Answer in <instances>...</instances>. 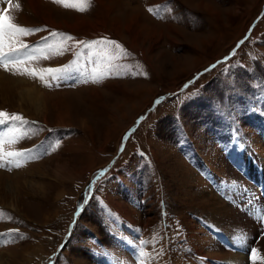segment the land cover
Returning a JSON list of instances; mask_svg holds the SVG:
<instances>
[{"label": "rangeland", "instance_id": "1", "mask_svg": "<svg viewBox=\"0 0 264 264\" xmlns=\"http://www.w3.org/2000/svg\"><path fill=\"white\" fill-rule=\"evenodd\" d=\"M28 1L19 0V10L13 5L9 16L23 24L61 29L46 23L45 12L50 11L62 30L78 35L80 44L98 39L103 57L90 62L97 56L94 49L88 50L91 41L70 51L69 44L55 36V45L42 51L41 62L14 67L10 74L5 70L8 77L35 84L44 77L42 72L57 65L63 69L61 76L68 74L95 85L59 89L53 84L56 74H49L48 87L43 85L45 79L39 85L45 91L47 108L40 113L21 100L16 86H0V111H15L6 118L9 139L5 149L27 159L29 145L40 144L27 166L4 160L8 171L2 159L11 156L0 151V172L4 173L0 174V236L4 237L0 258L8 260L6 264H212L223 260L215 246L220 243L214 242L209 226L216 224L224 230L229 222L222 224L225 220L214 209L221 204H214V195L236 213L231 220L234 231L240 229V221L249 220L250 227L254 223L258 227L256 214L264 208L257 203L250 219L233 206L239 192L229 185L236 172L215 147L221 141L217 134L232 127L259 152L264 168V138L260 135L264 128L254 127L264 122V0H77L70 4H66L69 0H39V14L26 8ZM1 4L0 0V9ZM159 4L166 8L154 17L146 6ZM128 15L139 17L134 20L142 28H125L130 23ZM67 21L79 24L80 29L69 30ZM43 34L39 29L23 33L28 37L16 35V39L32 42ZM111 41L121 51L117 63L112 60L118 52L111 51ZM110 73L117 75L108 80L101 76ZM124 89L135 92L125 97ZM56 101L70 108L72 125L64 126L66 131L55 128L58 112L52 102ZM16 113L31 123L24 117L13 119ZM80 121L85 122L86 131ZM46 144H53L51 151ZM192 157L212 164L224 178L230 199L206 185V173L194 167ZM58 163L68 164L61 179L46 181L51 176L33 170L40 165L39 171L51 170ZM100 171H104L102 179L93 184ZM25 179L45 187L29 193L22 183ZM11 182L14 191L10 192ZM62 190L65 194L60 196ZM259 197L264 199V193ZM4 198L17 211L4 204ZM78 201L84 210L71 229ZM257 230L255 235H245V240L247 248L255 241L259 252L264 235ZM143 235L155 240L149 245L151 238L145 237L149 252L141 243ZM65 237L70 238L63 245ZM190 248L206 253L212 261L191 253ZM245 254L250 259L251 251Z\"/></svg>", "mask_w": 264, "mask_h": 264}, {"label": "bare ground", "instance_id": "2", "mask_svg": "<svg viewBox=\"0 0 264 264\" xmlns=\"http://www.w3.org/2000/svg\"><path fill=\"white\" fill-rule=\"evenodd\" d=\"M39 1V0H29L28 1V6H26V8L29 10H31L32 12H34V13H37V14H39L40 13V9H39V7H38V5L39 4H37V2ZM43 12V11H42ZM45 14L47 15V17L45 18L46 19V23H48V24H51V25H53L54 27L56 26L57 28H63L62 27V25L61 24H58V23H56L54 20H53V18H52V16H51V12L50 11H47V12H45ZM76 18V17H75ZM78 22H81V21H79V19L77 20ZM42 23H44V22H42ZM34 24V23H33ZM65 24H66V27L69 29V30H73V31H75V30H77V29H80V26H78L79 24H74V25H70L69 23H68V21L67 22H65ZM4 60H5V58L4 57H0V63H3L4 62ZM5 62H7V61H5ZM47 75H48V72H46V75H45V78L47 77ZM42 77V76H41ZM41 81H43V79H38L37 81H36V83L35 84H33V83H31L29 80H26V79H24V78H16V77H12V76H7L6 75V71L5 70H3L2 68L0 69V86L2 85H6V84H8L9 83V85H13L14 87L16 86L17 88H18V91L16 92V93H18L19 94V97L21 98V100H23V101H25V102H27L28 104H30V105H32V106H34V108L36 109V111H38V113H40L41 111H43L44 109H47L46 108V102H45V100H44V97L43 96H45V91L41 88V87H39V85H40V82ZM42 83V82H41ZM139 85V84H138ZM1 86V87H2ZM41 86V85H40ZM141 88V87H140ZM135 90H139L137 87L135 88ZM1 91V90H0ZM133 92H135L134 90H131V91H129V90H123L121 93H123V96H125V97H127V94H131V93H133ZM17 94V95H18ZM53 104H52V107H54V109H55V111H57L58 112V117H57V122H56V125L57 126H71L72 124L69 122L70 120H69V116H70V108L69 107H67L62 101H59V102H52ZM48 107V106H47ZM31 117H33V116H31ZM33 118H35V117H33ZM68 118V119H67ZM44 121L47 123V124H49L48 123V119H47V117H45L44 116ZM67 119V120H66ZM81 122V124H82V127H83V129H84V125H85V122L84 121H80ZM89 129V128H88ZM85 130V129H84ZM86 131V130H85ZM88 133V132H87ZM72 140V139H71ZM80 144V143H79ZM78 146V145H77ZM80 146V145H79ZM82 146H84L82 149H85V148H87V144L86 145H82ZM74 147L75 146H73V147H71V149H74ZM89 148V147H88ZM76 149V148H75ZM81 149V148H80ZM79 150V149H78ZM72 151V150H71ZM85 151V150H84ZM90 151V149L89 150H86L85 151V154H87L88 152ZM90 153V152H89ZM53 158V157H52ZM51 159V158H50ZM50 159H46V160H44V162H46V161H48V160H50ZM264 162V161H263ZM35 165H37V164H35ZM35 165H33V166H35ZM68 164H65V163H58L56 166H55V168H53V169H51V170H47V171H39V167L41 166H39V167H36V168H34L33 170H36L39 174H41V175H44V176H51V177H48L47 179H46V181L47 180H50L49 178H59V179H61L62 177H61V175H62V173L64 172V170H65V168H66V166H67ZM32 166V167H33ZM14 169V168H13ZM69 172V171H68ZM17 173V172H16ZM0 174L1 175H3L4 173L3 172H0ZM14 176H15V174H14ZM27 176H28V174H27ZM18 180V179H17ZM30 180V181H29ZM17 183H19L20 184V182H17ZM23 185H26V187L27 188H29V190H28V192L29 193H32V194H35V193H37V192H40V191H42V189L45 187V185H37V184H35V183H33V181L31 180V179H25L23 182ZM46 184L48 183V182H45ZM8 185V184H7ZM21 185V184H20ZM9 187H8V191H14L13 189H14V186H13V184H12V182H11V184L9 183V185H8ZM0 187H2V183H0ZM31 189V190H30ZM1 190V189H0ZM65 194V190H62V191H60V196H62V195H64ZM14 197H15V195H14ZM214 199H216V202H214V204H218L219 202H220V204H221V206L219 205V206H215L214 207V209L216 210V213L217 214H219L221 217H222V219L223 220H225V222H221L223 225L225 224V223H228V226H223V228H224V230L226 231V232H228L229 234H230V236L232 237V239H231V241L232 242H234V244L235 245H237L238 247H239V249H241L240 248V246H242L243 248H244V251L242 250V252H240L239 250H238V248L237 247H233V248H235L234 250H233V248H231V249H227V247H224V246H221L220 244H218V245H215L216 246V249L217 250H219L220 252H221V254H222V256H221V258L220 259H223V260H226V262L228 263H230V264H250L252 261H250V259L248 258V254H245L246 253V247L245 246H247V243H246V240H245V235H247V234H252V235H255V234H257V232H258V230H257V228H260V226H261V219H260V214L262 213H260L259 214V211L257 212V214L256 215H258V217L255 219V222L256 223H259L258 225V227H257V225L254 223V226H253V228L252 227H250L249 225H250V221L249 220H246L245 222L244 221H240V222H238L237 220V222H238V225L240 226V229L238 230V231H234L233 229H232V222H231V220L233 221L234 219H235V214L236 213H234L233 212V210H232V208L230 207V206H228L226 203H224V202H222V201H219L218 200V197H216V195H214ZM40 198V197H39ZM41 198H43V197H41ZM218 201V202H217ZM4 204H6V205H8V206H10L11 208H14L16 211H17V208H16V206L14 205V204H7L6 203V199L4 198ZM258 205L259 206H264V199H260L259 200V202H258ZM258 210V209H257ZM122 211L125 213V215H127L128 216V218L130 217V214H129V212L126 210V209H124V208H122ZM235 211V210H234ZM237 211V210H236ZM211 215V214H210ZM212 216V215H211ZM216 216V215H215ZM210 217V216H209ZM224 218H226V219H224ZM211 221H215L213 218H212V220ZM217 221V220H216ZM220 224V223H219ZM237 227V226H236ZM249 227H250V229H249ZM221 228V227H220ZM222 229V228H221ZM264 237V236H263ZM263 237H261V240H260V242H259V249L261 250V253H262V255L264 254V238ZM244 244H245V246H244ZM219 246V247H218ZM236 249H237V253H236ZM259 250V251H260ZM29 253V252H28ZM1 254V253H0ZM243 255V256H242ZM6 261H8V260H5V259H2V258H0V264H6ZM30 261V260H29ZM31 263V262H30ZM29 263V264H30ZM257 264H262L261 262L259 263V262H257Z\"/></svg>", "mask_w": 264, "mask_h": 264}, {"label": "snow or ice", "instance_id": "3", "mask_svg": "<svg viewBox=\"0 0 264 264\" xmlns=\"http://www.w3.org/2000/svg\"><path fill=\"white\" fill-rule=\"evenodd\" d=\"M58 2H64V0H58ZM8 3H9V8L11 7V0H8ZM15 7L17 9H19L20 5L17 3L15 5ZM85 9L84 8H80V11H84ZM7 10H0V57H6V56H9L11 55V53L13 52H16L18 51L19 49L17 48H12V47H9L8 49V52L5 53L2 49L4 47V36L6 33H28V32H31V31H39V29H28V28H25L23 26H20L16 23H13L12 22V18L5 15V12ZM68 39H73L72 37H68ZM93 43H97V42H93ZM111 43L115 44L116 42L115 41H111ZM21 48H25L27 47V45H24V44H21L20 45ZM227 59V58H225ZM7 63H5L4 67L7 68ZM215 67V65L213 66ZM63 71V69H48V72L50 74H56V73H59ZM8 114L6 112H2L0 111V117H6ZM13 119H16V120H22L23 117L20 116V115H15L12 117ZM22 153H8L9 156H16V155H21ZM250 259L252 261V264H257L258 261H261V262H264V256H260L258 255V250L253 248L251 250V254H250Z\"/></svg>", "mask_w": 264, "mask_h": 264}, {"label": "crops", "instance_id": "4", "mask_svg": "<svg viewBox=\"0 0 264 264\" xmlns=\"http://www.w3.org/2000/svg\"><path fill=\"white\" fill-rule=\"evenodd\" d=\"M202 5H204V4H202ZM206 8H209L210 9V7H208V5H206ZM128 16H130V19H129V24L127 25H125L126 27L125 28H127L128 30H131V28L133 27L132 25H135V27H136V29H138V27L139 28H142L141 27V24L140 23H136V21L134 20V18L135 19H137V21H139V17H137V16H135V15H128ZM127 16V17H128ZM134 20V21H133ZM80 24H83V22H79ZM122 23V22H121ZM102 27L104 28V29H106V27H104L103 26V24H102ZM131 27V28H130ZM142 30V29H141ZM123 31V30H122ZM105 32H107V31H105ZM95 34H93V35H91L92 37L94 36ZM96 35H98V34H96ZM127 43V42H126ZM125 43V44H126ZM128 44V43H127ZM128 45H130V46H133L132 44H128ZM134 47V46H133ZM131 48V47H130Z\"/></svg>", "mask_w": 264, "mask_h": 264}]
</instances>
